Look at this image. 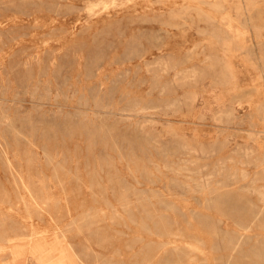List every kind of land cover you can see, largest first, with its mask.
Masks as SVG:
<instances>
[{"label": "rangeland", "instance_id": "374dc122", "mask_svg": "<svg viewBox=\"0 0 264 264\" xmlns=\"http://www.w3.org/2000/svg\"><path fill=\"white\" fill-rule=\"evenodd\" d=\"M0 264H264V0H0Z\"/></svg>", "mask_w": 264, "mask_h": 264}, {"label": "bare ground", "instance_id": "6f19581e", "mask_svg": "<svg viewBox=\"0 0 264 264\" xmlns=\"http://www.w3.org/2000/svg\"><path fill=\"white\" fill-rule=\"evenodd\" d=\"M223 1V0H222ZM226 1V0H225ZM182 5H183V3H182ZM226 13V12H225ZM210 14V13H209ZM226 18V17H225ZM248 21V20H247ZM243 38V37H242ZM211 62V61H210ZM260 66V65H259ZM221 76V75H220ZM219 77V76H218ZM196 81V80H195ZM23 185V184H22ZM161 241V240H160Z\"/></svg>", "mask_w": 264, "mask_h": 264}]
</instances>
